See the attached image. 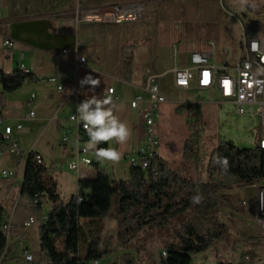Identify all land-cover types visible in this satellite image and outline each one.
Returning a JSON list of instances; mask_svg holds the SVG:
<instances>
[{
  "label": "rangeland",
  "instance_id": "1",
  "mask_svg": "<svg viewBox=\"0 0 264 264\" xmlns=\"http://www.w3.org/2000/svg\"><path fill=\"white\" fill-rule=\"evenodd\" d=\"M7 1L11 3L14 12L22 13V15H12L11 18L20 19L30 18L31 16L24 14L39 10L40 13L60 14L64 19L71 20L76 10H87L94 12V15H104L123 7L141 6L143 8L141 19L117 22L103 20L97 22L99 26H90L89 34L93 40L88 47L97 55L101 53L116 56L117 67L112 68L107 63L106 66L109 72L113 71V74L120 79L123 76L119 72H123L128 64L130 66L131 61L128 63V60H132L137 49L143 48V52L139 53L140 58L136 59L135 66L137 67L139 62L146 59L144 68L151 75L158 76L157 85L167 99L166 103L158 109L160 117L155 125L160 157L167 162L171 170L177 171L184 177L193 181L197 178L206 181L207 160L218 142H231L240 148H255L254 120L249 115L238 116L230 104L220 106L221 101L215 91L207 92L197 89L179 91L173 86L170 73H166L165 76L160 74L171 70L174 62L177 66L184 65L191 51L211 49L210 43L214 45L217 65L223 64L221 58L228 65H234L245 55L246 38L264 39V0H0V6ZM64 3L66 6H61ZM251 28L255 30V33H250ZM0 32L6 34L7 29L2 28ZM97 38L98 40L94 41ZM173 46L177 48L175 52ZM0 53L7 56L6 50H0ZM80 75L81 71L78 70L76 75H72L73 80L80 78ZM21 91L22 95H28L30 92L29 90ZM42 92V88L36 89L38 95ZM44 92L48 97L60 96L52 88ZM140 95L146 97L145 93L140 92ZM188 103L195 106L194 115L175 114L176 109ZM26 105L21 107L19 104L18 107H21V110L17 113V116H20L21 131L16 133V140L21 156L13 157L8 149L0 155V170L5 169L13 173V176L9 178L10 181L0 185V207L5 211V218H11L13 223L27 148L29 150L31 148L33 152L43 150L45 152L43 166L49 170L53 167L50 161L52 157L58 158L63 155L64 148L60 142V134L54 129V123H36L34 117L28 116L29 107ZM67 111L65 108V112ZM192 125L200 130L196 143L198 168L192 162H185L182 158L184 142L193 139ZM110 129L109 124L108 130ZM64 164L66 166L61 167L54 163L53 167L58 172V176L59 170L63 171L64 178L65 173L71 175V177L66 176L69 177L67 185L58 190L60 200L63 202H67L77 193L78 178L92 180L100 168L107 169L111 179L125 180L128 177L124 162L121 168L118 162L114 164L113 174L106 162L99 168L80 165L78 177L68 169V162ZM61 179L59 178V181ZM251 197L250 189L244 185L221 192L217 217L225 226L226 238L207 252L193 254L190 264H239L245 260L244 255L248 252L253 253L254 264H264V233L256 229L249 209H244L241 205L242 201L248 202ZM50 207V203L44 204L43 217ZM114 210L112 205L108 216L98 222L80 220V226L85 234H90L95 227L101 229V245L111 252V255L99 264H158L159 257L164 255V243L171 240L173 230L178 228L179 224L174 222L165 230L149 228L132 237L122 238L118 236ZM189 218L190 216L185 217L187 220ZM36 226L34 224L24 230L27 234L25 238L17 231L13 233L7 243L10 251L6 253L5 264H29L24 261L25 252L33 254L38 250ZM60 246L61 240L56 243L58 250ZM81 254L83 255V251ZM248 261L251 259L249 258Z\"/></svg>",
  "mask_w": 264,
  "mask_h": 264
},
{
  "label": "trees",
  "instance_id": "2",
  "mask_svg": "<svg viewBox=\"0 0 264 264\" xmlns=\"http://www.w3.org/2000/svg\"><path fill=\"white\" fill-rule=\"evenodd\" d=\"M250 33H255V30L251 28ZM34 80L31 73L19 69L10 73L0 69V111L5 108V93L14 92ZM184 113L194 115L195 106L188 103L175 111L178 116ZM193 125V139L184 142L182 158L198 168L196 143L200 130ZM85 141L96 144V158L92 165L98 168L107 143L91 130L85 131ZM7 149L8 146L0 140V152ZM205 174L206 181L199 178L193 181L171 170L158 156L146 171L140 167H129L126 180L111 179L103 170H98L92 180L78 179L77 193L63 202L49 169L42 163L38 164L35 153L29 152L13 213L14 225L23 238L27 237L23 224L29 217L37 225L38 250L31 254L29 264L101 262L111 255L101 245V229L95 227L90 234H85L80 220L101 221L114 205L118 236L122 238L132 237L149 228L165 230L177 222L179 226L173 230L171 240L164 243L165 256L159 257L158 264H190L193 254L207 252L225 240V226L217 217L221 192L263 179L264 151L220 141L208 157ZM5 182L0 181V185ZM47 202L51 207L43 219L42 208ZM4 213L0 207V219L6 217ZM187 216H190L188 220L185 219ZM60 240L61 248L58 250L56 243ZM9 251L0 232V264L7 262L6 253ZM244 257L245 260L239 264H254L253 253L248 252Z\"/></svg>",
  "mask_w": 264,
  "mask_h": 264
},
{
  "label": "crops",
  "instance_id": "3",
  "mask_svg": "<svg viewBox=\"0 0 264 264\" xmlns=\"http://www.w3.org/2000/svg\"><path fill=\"white\" fill-rule=\"evenodd\" d=\"M61 6H66V4L64 3ZM39 11L24 14L31 16L30 18H11L12 15H22V13L14 12L9 1L0 6L1 29H7L6 34L0 32V50L7 51V56H3L0 53V69L5 73H10L22 66L36 79L26 82L14 92L4 94L5 108L0 111V120L3 126H8L12 129L10 143L15 144L19 150L16 133L21 131V124L20 116H17V113L18 110H21V107L27 104L26 106L29 107L28 113L33 114L32 117H34L36 123H54V129L60 134V142L64 148L62 151L63 155L58 158L52 157L50 161L53 167L54 163L61 167L63 165L66 166L65 162L71 163L75 160L74 149L77 132L76 125L69 121V117L71 115H92L100 107L101 118L91 123L90 129L97 138L103 139L107 143L106 152L99 161L98 168L102 163L106 162L113 174L114 164L118 162V166L121 168L124 162L128 173L129 166L126 155L143 146V125L140 114L138 111L131 109L129 105L130 101L136 96H142L140 92L145 93L144 81H146L147 75H151L144 68L146 59L139 62L137 67L135 66L136 59L140 58L139 53L143 52V48L137 49L132 60H128V63L131 61L130 66L128 64L123 72H119L123 76L120 79L113 74V71L109 72L106 66L107 63L112 68L117 67L118 59H116V56H108L101 53L97 55L96 52L94 53L88 47V44L93 40L89 34V27L99 26V23L83 22L80 19H76L75 14L77 10L73 12L71 20L64 19L60 14L40 13ZM84 11L87 10H81V12ZM3 39H10L13 41L14 46L11 49H6L2 45ZM96 40L98 38L94 39V41ZM63 51H66V53L64 54ZM197 51L209 52L210 49ZM192 52H195V50L190 53ZM77 57H85L86 62L84 66L75 69L74 62ZM187 59L185 60V64L179 67H185ZM221 62L227 64L222 58ZM104 68L105 71H103ZM173 68L161 72L160 75L165 76L166 73L172 75ZM78 70L81 71L80 78L73 80L72 75H76ZM47 77L60 79L62 90L58 91L55 86L39 82L40 79ZM39 87L43 90L40 95L36 93V89ZM51 88L60 96L53 98L45 95L44 91ZM109 88H113L119 95V101L111 102L107 100L106 91ZM21 90H29L30 92L28 95H22ZM177 90L187 91L183 89ZM207 92L212 91L208 90ZM19 104L20 108L18 107ZM65 108H67V112H65ZM104 112H106V115H104ZM104 116L106 117L105 119ZM109 124L110 131L108 130ZM17 126L20 127L19 130L16 129ZM1 132L2 128H0ZM65 136L68 137V142L63 144L62 139ZM85 146L91 150L89 158L95 160L96 144L86 142ZM26 152L28 154L29 152H33V150L27 148ZM34 153L41 156L43 164L45 152L42 150L35 151ZM1 154L2 152H0ZM9 154L15 158H19L21 151L19 150V156L10 152ZM25 156L27 155L25 154ZM53 167L49 170V173L56 182L58 194V190L67 185L71 175L69 176L68 173H65L69 177L65 176L64 178L62 177L63 171L59 170L60 175L58 176V172ZM99 170L105 171L110 177L107 169L100 168ZM73 174L78 177L79 170L77 174L74 172ZM20 177H22V174ZM59 178H62V181H59ZM4 181L8 182L10 180ZM20 184L21 178L19 186Z\"/></svg>",
  "mask_w": 264,
  "mask_h": 264
},
{
  "label": "built area",
  "instance_id": "4",
  "mask_svg": "<svg viewBox=\"0 0 264 264\" xmlns=\"http://www.w3.org/2000/svg\"><path fill=\"white\" fill-rule=\"evenodd\" d=\"M143 8L139 5L123 7L104 15H94V12L77 11L76 19L83 22H117L120 20L135 21L141 19ZM2 45L8 49L14 46L10 39H3ZM246 52L234 65L220 64L215 62L214 45L210 43L209 52L195 51L190 53L185 67L177 66L174 62L172 70V84L177 89L190 90L197 89L203 91H215L220 99L219 105L230 104L234 113L238 116L249 115L254 120L253 144L256 149L264 151V39L252 38L245 40ZM174 52L177 49L173 46ZM65 54L66 51H63ZM85 59L77 57L74 62L75 69L84 66ZM23 72L29 73L22 66L19 68ZM158 76L148 75L145 81L144 96H136L130 101V108L139 112L143 125V146L135 149L126 155L129 167H140L146 171L153 159L159 156L158 136L155 125L159 120V107L166 103V97L160 92L157 85ZM39 82L55 86L58 91L62 90V82L56 77L42 78ZM111 102L120 100L119 95L113 88L106 92ZM33 114L29 113V117ZM101 118L100 107L97 111L88 116L71 115L69 121L76 125L75 138V160L68 163V169L77 174L80 165L92 166L94 159L89 158L90 148L85 146V131L91 129V123ZM197 123V122H196ZM0 140L3 145L8 146V151L19 156V150L15 144L10 143L12 133L11 127L3 126L0 120ZM20 129L19 126L16 127ZM68 137L62 139L66 144ZM35 160L38 164L42 163L40 155L35 154ZM13 176V173L6 170H0V181L7 180ZM252 193L251 199L242 201L244 209H249L250 217L256 229L264 233V178L246 185ZM44 219V217H43ZM34 225V219L29 217L23 224L25 230ZM16 231L11 218L0 219V232L6 240V246L9 238ZM165 256V254L163 255ZM31 254L25 252L24 261H31ZM87 264H99V262H89Z\"/></svg>",
  "mask_w": 264,
  "mask_h": 264
}]
</instances>
